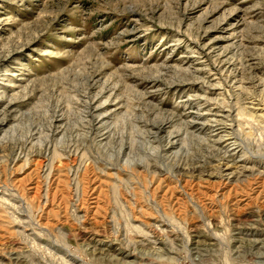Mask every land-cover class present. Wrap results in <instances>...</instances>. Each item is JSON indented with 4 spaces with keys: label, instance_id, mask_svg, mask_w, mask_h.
Listing matches in <instances>:
<instances>
[{
    "label": "rangeland",
    "instance_id": "374dc122",
    "mask_svg": "<svg viewBox=\"0 0 264 264\" xmlns=\"http://www.w3.org/2000/svg\"><path fill=\"white\" fill-rule=\"evenodd\" d=\"M0 264H264V0H0Z\"/></svg>",
    "mask_w": 264,
    "mask_h": 264
},
{
    "label": "bare ground",
    "instance_id": "6f19581e",
    "mask_svg": "<svg viewBox=\"0 0 264 264\" xmlns=\"http://www.w3.org/2000/svg\"><path fill=\"white\" fill-rule=\"evenodd\" d=\"M243 111H247L245 107H242L241 109H239L237 114L242 116V115H244V114H243ZM250 113H252V112H250ZM249 115H250V114H249ZM255 119H256V117H255ZM220 121H222V120H220ZM216 122H217V121H216ZM223 122H224V121H223ZM250 122H251V121H250ZM219 123H220V122H219ZM259 123H260V122H259ZM239 126H240V125H239ZM230 129H231L230 131L234 134L235 131L233 130L232 124H230ZM233 144H234V143H233ZM233 144H232V145H233Z\"/></svg>",
    "mask_w": 264,
    "mask_h": 264
}]
</instances>
